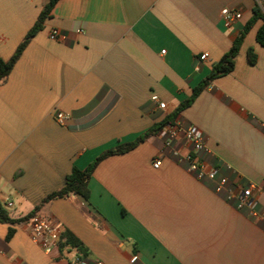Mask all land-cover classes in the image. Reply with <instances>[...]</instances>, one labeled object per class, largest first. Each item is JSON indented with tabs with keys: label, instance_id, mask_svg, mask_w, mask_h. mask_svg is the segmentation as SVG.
<instances>
[{
	"label": "crops",
	"instance_id": "0c3cea01",
	"mask_svg": "<svg viewBox=\"0 0 264 264\" xmlns=\"http://www.w3.org/2000/svg\"><path fill=\"white\" fill-rule=\"evenodd\" d=\"M48 2L0 0V60L14 56ZM263 3L59 0L0 83V202L11 218L29 215L62 189L73 168L87 169L103 152L134 142L173 114ZM225 8L242 17L226 26ZM263 24L256 20L246 33L234 71L213 81L178 118L206 136L205 157L220 167L230 189L256 186L261 213L264 47L257 33ZM205 53L209 60L201 62ZM175 147L181 154L190 149L183 142ZM156 158L162 160L158 169ZM89 190L88 201L71 194L44 204L38 214L74 235L91 261L264 264L263 222L178 164L164 147L162 130L103 159ZM9 228L0 223V264H70L84 254L63 244L47 254L32 241L27 221L12 226L8 240Z\"/></svg>",
	"mask_w": 264,
	"mask_h": 264
},
{
	"label": "built area",
	"instance_id": "2783aa9c",
	"mask_svg": "<svg viewBox=\"0 0 264 264\" xmlns=\"http://www.w3.org/2000/svg\"><path fill=\"white\" fill-rule=\"evenodd\" d=\"M222 17L226 26L231 25L236 20H239L242 15L236 11L225 8L222 10ZM52 39L57 38V33L51 34ZM209 60V54L205 53L200 56L201 62ZM154 102H158L157 96L151 98ZM159 108L165 109L164 103H159ZM64 116L58 114L57 119L63 123ZM162 137L164 147L172 150V156L175 161L184 166L199 181H210L214 183V191L217 194L224 195L228 202L234 201L235 208L239 211L247 210L248 215L254 219L263 222L264 228V213L257 210L258 204L254 199V190L256 186L252 183L246 186H240L238 192H234L229 187V179L221 175L220 167L207 161L205 155L209 154L207 147L206 136L193 125L185 124L177 121L174 124H168L162 130ZM183 142L189 146L187 154H181L176 148V144ZM162 165L160 158L154 159L153 167L158 169ZM8 207H12L9 204ZM30 229V236L34 243H36L44 252L50 254L56 249H59L67 239L65 237V230L61 224L53 218L41 215H35L27 221ZM136 257L132 259V262ZM70 264H105L102 261H91L83 255H75Z\"/></svg>",
	"mask_w": 264,
	"mask_h": 264
},
{
	"label": "trees",
	"instance_id": "16d2710c",
	"mask_svg": "<svg viewBox=\"0 0 264 264\" xmlns=\"http://www.w3.org/2000/svg\"><path fill=\"white\" fill-rule=\"evenodd\" d=\"M58 1L59 0H49L48 4L42 10L37 23L28 32L26 38L21 43V45L18 47L14 56L8 62H4L0 60V83H2L7 78V76L10 74L15 63L17 62L23 50L29 44L31 39L34 38V36L43 29L45 20L50 16L53 8L55 7ZM261 9H264V3L262 4ZM261 9L257 7L254 10L253 20L246 26L245 30L235 40L231 50L227 52L226 54H224L218 63L213 65L211 73L207 76V78L204 79L198 86H196L193 89L192 96L188 100L182 102L180 106L176 109V111L170 116H167L166 119L162 121L160 124L153 126L149 131L141 135L139 138H137V140H135L132 143L121 144L117 146L116 148L103 152L87 169L80 170L78 168H73L72 172L67 176L65 186L62 189L50 194L48 197H46L42 201V203L39 206L35 208V210L32 213H30L29 215L21 219L11 218L9 212L6 210V208H4V206L0 202V223L10 225L7 239L9 240L14 234V229L12 228V226L20 224L22 222H26L29 219H31L33 216L38 215L40 207L46 203H49L52 200L63 198V197L73 194V195L81 196L84 200L88 201L90 197V190H89L90 178L95 168L97 167V165L103 159L109 156H112V155L127 153L133 150L134 148H136L140 143L156 135L160 130H163V128L167 126L168 124L176 123L178 121L179 115L185 109L190 107L193 104V102L197 99V97L206 88L211 86L213 81L232 73L235 69L236 57L239 54V51H240V48H241V45L243 43L246 33L248 32L250 27L255 23L256 20L262 19L264 21V15L261 14V11H260ZM257 41L264 47V24L257 33ZM248 55H249L250 63L255 64L256 56L253 53V51L250 50ZM65 237L67 241L65 242V244L62 245V247L69 246L72 249L78 248L81 252L85 254V255L83 254L84 257L87 256L82 243L74 235L67 232L65 233Z\"/></svg>",
	"mask_w": 264,
	"mask_h": 264
}]
</instances>
